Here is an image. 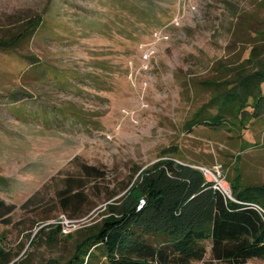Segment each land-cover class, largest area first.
I'll list each match as a JSON object with an SVG mask.
<instances>
[{
  "label": "rangeland",
  "instance_id": "374dc122",
  "mask_svg": "<svg viewBox=\"0 0 264 264\" xmlns=\"http://www.w3.org/2000/svg\"><path fill=\"white\" fill-rule=\"evenodd\" d=\"M30 19L31 34L0 50V198L13 206L0 247L9 264H63L138 169L163 155L220 166L231 196L264 184V113L251 116L253 98L246 116L231 107L215 127L187 129L264 67V0H0V39ZM204 244L194 264H232Z\"/></svg>",
  "mask_w": 264,
  "mask_h": 264
},
{
  "label": "trees",
  "instance_id": "16d2710c",
  "mask_svg": "<svg viewBox=\"0 0 264 264\" xmlns=\"http://www.w3.org/2000/svg\"><path fill=\"white\" fill-rule=\"evenodd\" d=\"M34 28L30 19L21 33L0 39V50L17 45ZM249 55L260 58L255 47ZM263 82V66L241 76L240 86L220 97L217 113L210 115L200 108L187 129L197 124L215 127L225 113L232 112L231 107L246 116L250 97L254 100L251 116L264 113ZM13 96L14 101L20 100ZM217 102L213 96L209 105L216 107ZM135 174L124 193L105 205L103 214L107 216L83 229L74 242V252L63 264H194L204 257L206 241L211 256L220 261L245 264L252 258L264 259V213L252 207L257 204L264 211V184L234 189L231 200L212 189L193 163L167 155ZM12 210V205L0 199V223H7ZM13 257L0 247V264H9Z\"/></svg>",
  "mask_w": 264,
  "mask_h": 264
},
{
  "label": "built area",
  "instance_id": "2783aa9c",
  "mask_svg": "<svg viewBox=\"0 0 264 264\" xmlns=\"http://www.w3.org/2000/svg\"><path fill=\"white\" fill-rule=\"evenodd\" d=\"M197 169H199L203 176L211 183V188L219 191L225 198L234 200L231 196V191L228 185L226 184L225 175L223 174L220 166H214L213 168H209L201 165H194ZM258 212L264 213L263 209L257 205L252 204ZM56 222L60 225L61 231L64 233H69L70 226L72 221L64 217L60 216Z\"/></svg>",
  "mask_w": 264,
  "mask_h": 264
},
{
  "label": "crops",
  "instance_id": "0c3cea01",
  "mask_svg": "<svg viewBox=\"0 0 264 264\" xmlns=\"http://www.w3.org/2000/svg\"><path fill=\"white\" fill-rule=\"evenodd\" d=\"M1 199V198H0ZM4 201V200H3ZM5 202V201H4Z\"/></svg>",
  "mask_w": 264,
  "mask_h": 264
}]
</instances>
